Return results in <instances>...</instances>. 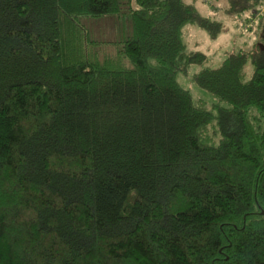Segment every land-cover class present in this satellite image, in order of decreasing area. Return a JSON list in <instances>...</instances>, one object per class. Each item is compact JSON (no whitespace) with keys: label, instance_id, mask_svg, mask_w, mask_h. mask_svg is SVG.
<instances>
[{"label":"trees","instance_id":"obj_1","mask_svg":"<svg viewBox=\"0 0 264 264\" xmlns=\"http://www.w3.org/2000/svg\"><path fill=\"white\" fill-rule=\"evenodd\" d=\"M188 25L223 27L185 0H0V264H264V53L210 68Z\"/></svg>","mask_w":264,"mask_h":264},{"label":"rangeland","instance_id":"obj_2","mask_svg":"<svg viewBox=\"0 0 264 264\" xmlns=\"http://www.w3.org/2000/svg\"><path fill=\"white\" fill-rule=\"evenodd\" d=\"M196 7L203 18L216 20L222 24V32L212 38L207 32L197 26L188 25L183 29V39L188 51H199L208 57L207 66L218 68L226 58L227 53L244 50L246 52L264 53V7L241 15L227 13V0H185ZM118 22L115 19L90 21L89 26L93 36L99 40L113 39L118 32ZM202 67L193 65L186 75H179L178 81L183 88L189 90L197 99L213 104V98L195 86L193 75ZM249 73L252 68L247 67Z\"/></svg>","mask_w":264,"mask_h":264}]
</instances>
